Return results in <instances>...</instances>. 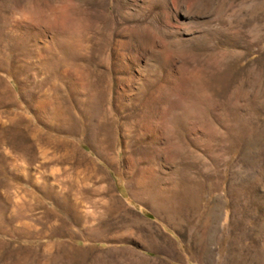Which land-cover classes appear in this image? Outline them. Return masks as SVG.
I'll return each instance as SVG.
<instances>
[{"label": "rangeland", "instance_id": "obj_1", "mask_svg": "<svg viewBox=\"0 0 264 264\" xmlns=\"http://www.w3.org/2000/svg\"><path fill=\"white\" fill-rule=\"evenodd\" d=\"M0 264H264V0H0Z\"/></svg>", "mask_w": 264, "mask_h": 264}]
</instances>
